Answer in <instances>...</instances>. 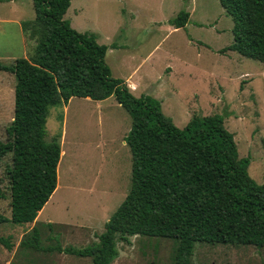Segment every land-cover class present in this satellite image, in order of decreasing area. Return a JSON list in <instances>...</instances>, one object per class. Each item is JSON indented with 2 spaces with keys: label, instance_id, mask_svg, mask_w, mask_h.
Here are the masks:
<instances>
[{
  "label": "rangeland",
  "instance_id": "obj_1",
  "mask_svg": "<svg viewBox=\"0 0 264 264\" xmlns=\"http://www.w3.org/2000/svg\"><path fill=\"white\" fill-rule=\"evenodd\" d=\"M180 11L189 17L175 29L169 21ZM63 18L79 33H94L98 44H113L104 56L113 78L137 67L133 78L141 88L145 80L154 86L134 96L153 95L178 129L193 115L222 116L237 156L249 159L248 176L264 184V65L223 50L231 43L232 24L217 0H70ZM32 21L30 0H0V64L32 54L36 36L27 25ZM18 23L28 29L24 45ZM13 86V76L0 72L2 142L12 118ZM63 107H51L45 123L46 141L61 133L58 189L33 224L0 226V237L11 245L8 250L0 244V264H89V258L34 251L19 243L29 239L32 226L42 249L96 243L129 189L130 154L123 138L130 120L124 110L113 97L99 102L71 98ZM9 167L7 154L0 159V214L6 218ZM116 249L110 264H174L170 239L132 236L127 243L117 242ZM188 264H264V248L196 243Z\"/></svg>",
  "mask_w": 264,
  "mask_h": 264
},
{
  "label": "trees",
  "instance_id": "obj_2",
  "mask_svg": "<svg viewBox=\"0 0 264 264\" xmlns=\"http://www.w3.org/2000/svg\"><path fill=\"white\" fill-rule=\"evenodd\" d=\"M30 1L33 21L27 25L36 36L32 54L0 64V72L14 78L12 118L0 141V159L10 154L9 218L0 214V226L33 223L56 192L61 133L45 140L49 109L71 98L113 97L130 120L123 138L130 184L97 242L82 249L58 244L42 249L32 226L29 239L19 245L89 258V264H110L118 256L116 243L132 236L172 240L174 264H188L196 243L264 248V184L248 176L249 159L237 156L222 116L193 115L178 129L157 100L132 96L122 80L111 76L104 63L107 47L96 42L94 33L69 26L63 16L70 0ZM217 1L232 24L231 43L223 50L264 65V0ZM187 18L180 11L169 23L183 28ZM22 28L28 33L26 24ZM0 244L11 248L7 238L0 237Z\"/></svg>",
  "mask_w": 264,
  "mask_h": 264
},
{
  "label": "crops",
  "instance_id": "obj_3",
  "mask_svg": "<svg viewBox=\"0 0 264 264\" xmlns=\"http://www.w3.org/2000/svg\"><path fill=\"white\" fill-rule=\"evenodd\" d=\"M10 1V0H9ZM12 1V0H11ZM188 14V17H189V13H187ZM187 20H188V18H187ZM24 23H22V25H23ZM18 25V27H19V30H20V32H21V37H20V41H21V43H22V45H24V43H25V36L23 35V28H22V25L20 24V23H18L17 24ZM185 26V25H184ZM178 29H182V28H178ZM105 46V45H104ZM106 47H107V49H112L113 48V44H111L110 46H108V45H106ZM107 49H106V51H107ZM106 53V52H105ZM105 56V55H104ZM22 58H26V57H22ZM12 60H14V59H12ZM140 66V65H139ZM136 69H137V67H135L133 70H131L130 72H128L126 75H122V76H120V75H118V77H116V79H120V80H122L123 81V83H124V85L126 86V88L128 89V91H129V93L132 95V96H134V93L135 92H137L138 90H142V89H144V90H148V89H152L153 88V86H154V84H152V83H150L148 80H145L146 81V84H145V87H142L141 88V84L137 81V79L136 78H133V75H134V72L136 71ZM110 71V70H109ZM171 71V70H170ZM169 71V72H170ZM169 72H168V74H169ZM8 74V73H7ZM111 74V73H110ZM10 75V74H9ZM12 76V75H11ZM112 76V75H111ZM160 88H163V85L161 86V87H159L158 86V89H156V91H158V90H160ZM143 90V91H144ZM155 90H153V92H154ZM152 92V91H151ZM10 94H12V97H13V87L11 88V92H10ZM139 96H141V95H136V96H134V97H139ZM145 96H148V95H145ZM149 96H153V95H149ZM110 98V97H109ZM153 98V97H152ZM85 99H87V98H85ZM108 99V98H107ZM70 100V99H69ZM68 100V101H69ZM89 100V99H88ZM106 100V99H105ZM104 101V100H103ZM115 101V100H114ZM96 102H99V101H96ZM68 103V102H67ZM67 103L65 104V105H63L64 107H63V110L65 109V106L67 105ZM117 104V103H116ZM118 105V104H117ZM12 106H13V104H12ZM119 106V105H118ZM125 144V143H124ZM63 154V151H61L60 152V157H61V155ZM60 161V160H59ZM59 164V163H58ZM58 182V181H57ZM56 189H58V184H57V186H56ZM55 189V190H56ZM40 213H42V211H40L39 213H38V216H37V218H36V220L39 218V216H40ZM107 221V220H106ZM35 222V221H34ZM33 222V223H34ZM33 223H31V224H33Z\"/></svg>",
  "mask_w": 264,
  "mask_h": 264
},
{
  "label": "bare ground",
  "instance_id": "obj_4",
  "mask_svg": "<svg viewBox=\"0 0 264 264\" xmlns=\"http://www.w3.org/2000/svg\"><path fill=\"white\" fill-rule=\"evenodd\" d=\"M41 215V214H40Z\"/></svg>",
  "mask_w": 264,
  "mask_h": 264
}]
</instances>
